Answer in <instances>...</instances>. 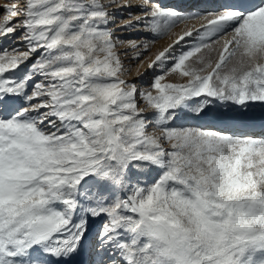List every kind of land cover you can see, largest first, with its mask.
Here are the masks:
<instances>
[{
    "label": "snow or ice",
    "instance_id": "obj_1",
    "mask_svg": "<svg viewBox=\"0 0 264 264\" xmlns=\"http://www.w3.org/2000/svg\"><path fill=\"white\" fill-rule=\"evenodd\" d=\"M133 8L121 31L171 38L148 65L155 94L119 52L140 63L148 44L110 27L109 9ZM15 40L0 47V264H264V135L180 123L213 105L264 123V0H6L0 44ZM169 70L186 82L162 83Z\"/></svg>",
    "mask_w": 264,
    "mask_h": 264
},
{
    "label": "rangeland",
    "instance_id": "obj_2",
    "mask_svg": "<svg viewBox=\"0 0 264 264\" xmlns=\"http://www.w3.org/2000/svg\"><path fill=\"white\" fill-rule=\"evenodd\" d=\"M164 1H166V0H164ZM5 2H6V0H0V10H2ZM133 2H136V0H133ZM163 5L167 6L168 4L164 3ZM131 12H133V13L138 12V9L135 8ZM127 17H128V15H123V20L127 19ZM193 23H195L197 25L199 22L194 21ZM198 26H199V24L197 25V27ZM183 27L184 26L181 25L179 28L175 29V31H180ZM16 35L18 36L19 33H17ZM115 36L118 37V35H115ZM121 38L122 39H128V40H137L138 43L148 44L150 51L148 52L147 56L142 58L140 63H137V61L134 62L135 59H128L129 57H131V54H128V56L125 55V57H128V58L123 57L121 54V57H122L121 60L122 61L124 60L123 62L125 64V67L127 66V68H128V65H131L132 67L137 66L135 68V71L138 70L139 74H140V72H143L141 75H139V77L133 76V79L128 81V82L134 83L136 85L137 89L140 91H146V90L147 91H153V94H155L154 89L150 88V83L152 81V77H153L154 73L158 74L162 71V69H160V68H157V69L149 68L148 65L154 59L155 54L159 50H162L165 45H168L169 43H171V38L158 39V38L152 37L151 34H149V33H130L127 36L122 35ZM153 39H155L154 43L151 42ZM22 45H23L22 41L15 40V41H5L2 44H0V47H7V48L11 49L13 47H22ZM183 47H186V45H184V42H181V45H178L176 47L175 51L178 53L179 51L182 50ZM125 48L128 51V53L132 52L130 49H128L127 44H126ZM124 58L128 59V60L125 61ZM186 63H191V61H188ZM168 64L170 65L171 61H169ZM23 67L24 66L22 65L21 69H23ZM165 67H167V65ZM148 70H150V71H148ZM131 73H132V70H130V74ZM125 78L127 79L128 75ZM186 79L187 78H181L178 73H171V71L169 70L168 72L165 73V79L162 81V83L182 84V83L186 82ZM140 105L143 107L144 102L140 101ZM212 107H213V111L209 112L208 115L204 119L180 121V123L192 124V125H196V126H200V127H204V128L227 131L223 128L224 123L220 122V117H221L222 113L228 112L229 106L228 105H213ZM145 114L146 115L150 114V111H149V113H145ZM253 121H254L253 122L254 124L255 123H259V124L262 123V121H261V110L258 107L254 111ZM253 123L250 125H253ZM233 127L234 128H238V127L241 128L240 126H233ZM101 224H102V220L97 219L91 223L90 227L92 228L94 226H97V230H99L101 227Z\"/></svg>",
    "mask_w": 264,
    "mask_h": 264
},
{
    "label": "bare ground",
    "instance_id": "obj_3",
    "mask_svg": "<svg viewBox=\"0 0 264 264\" xmlns=\"http://www.w3.org/2000/svg\"><path fill=\"white\" fill-rule=\"evenodd\" d=\"M182 2H183V0H166V1L159 0V3H161V4L167 3L168 5L180 4ZM133 3H135V2H133ZM134 9L135 8L130 9V10H127V9H109V11L115 12V16H116V19H115L114 23L110 26L111 27V30L115 33V35H118L119 38H121L122 35L127 36L130 33H147V32H143V31L130 30V31H126L125 32V31H121L120 30L122 28V26H123V22H125L127 20V19H124L123 20V15H128L129 14V11H132ZM125 46H126V44L125 45H122L119 48V52L122 54L123 57H125V55H123V53L126 51ZM165 46H167V45H165ZM141 51H143V50H141ZM128 54H131V57H129V58L128 57H125V58L134 59L132 52L131 53H128ZM128 54H127V56H128ZM121 59H122V57H121ZM128 59H125V61L128 60ZM134 62H136V60ZM136 67L137 66L132 67L131 65H128V68L130 70H132V73L130 75H128L127 81L132 80L133 79V76L139 77V75H141L143 73V72H140V74H139V71L138 70L135 71V68ZM148 71H150V70H148ZM223 128L225 130H227V131L240 132V133H244V134H248V135H254V136L264 135V123H260V124L259 123H255V124L253 123V125H249L247 127H241V128H239V127L238 128H234L232 125H226V124H224ZM92 230L93 231H96L97 230V226L92 227Z\"/></svg>",
    "mask_w": 264,
    "mask_h": 264
}]
</instances>
